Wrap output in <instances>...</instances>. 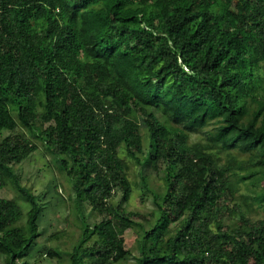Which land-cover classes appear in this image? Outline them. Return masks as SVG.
<instances>
[{"label": "trees", "instance_id": "obj_1", "mask_svg": "<svg viewBox=\"0 0 264 264\" xmlns=\"http://www.w3.org/2000/svg\"><path fill=\"white\" fill-rule=\"evenodd\" d=\"M0 136V190L28 204L0 198V264H30L40 237L15 169L38 144L79 223L67 260L39 258L264 264V0H0ZM121 154L153 212L127 210Z\"/></svg>", "mask_w": 264, "mask_h": 264}, {"label": "rangeland", "instance_id": "obj_2", "mask_svg": "<svg viewBox=\"0 0 264 264\" xmlns=\"http://www.w3.org/2000/svg\"><path fill=\"white\" fill-rule=\"evenodd\" d=\"M2 135L4 136L5 132ZM197 137L194 135L191 140H195ZM38 146V150L34 155L15 168L17 173L21 175L22 182L32 188L33 193L40 198L43 204V212L38 221L40 237L26 253L22 261L28 260L30 264H58L57 259L49 260L46 257L39 258L38 256L44 248H54L62 255L64 260H67L66 254L70 252L76 243L79 223L77 212L73 209V198H70L69 182L58 174L54 159L49 154H46L45 149L41 145L38 144ZM120 158L125 160L129 166L128 179L133 190L127 201V210L133 213H140L141 215L153 212L152 196L141 187L139 167L123 154L120 155ZM148 181L151 191L159 190L161 181L158 177L149 174ZM55 187H57V190H55ZM1 197L14 198L24 215L27 212L28 204L10 187L0 190ZM82 210L85 216L89 214L88 222L90 225L98 221L99 217H97L95 212L90 213L88 205H82ZM58 233H62L59 240L53 241L50 236ZM125 238L127 247L133 249L135 243L132 233L126 234ZM0 261L2 263V258H0Z\"/></svg>", "mask_w": 264, "mask_h": 264}]
</instances>
